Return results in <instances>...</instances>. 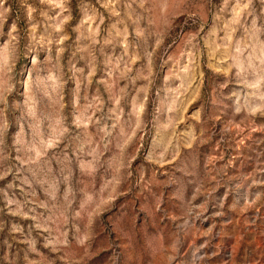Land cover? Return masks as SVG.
<instances>
[{"label":"rangeland","instance_id":"1","mask_svg":"<svg viewBox=\"0 0 264 264\" xmlns=\"http://www.w3.org/2000/svg\"><path fill=\"white\" fill-rule=\"evenodd\" d=\"M115 244L264 264V0H0V264Z\"/></svg>","mask_w":264,"mask_h":264},{"label":"clouds","instance_id":"2","mask_svg":"<svg viewBox=\"0 0 264 264\" xmlns=\"http://www.w3.org/2000/svg\"><path fill=\"white\" fill-rule=\"evenodd\" d=\"M150 224H144L140 226H128V228L121 233V236L125 237L129 244L143 247L147 250L150 248L148 241L151 239V231H150ZM146 229H148L146 231ZM143 241V244H141ZM112 256L117 257L120 260V264H124L123 261V252L119 249V244H115L114 247L110 250V255L108 259L110 260ZM107 264V261H105Z\"/></svg>","mask_w":264,"mask_h":264}]
</instances>
